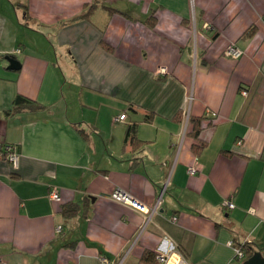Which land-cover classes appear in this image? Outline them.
Here are the masks:
<instances>
[{
	"label": "crops",
	"instance_id": "0c3cea01",
	"mask_svg": "<svg viewBox=\"0 0 264 264\" xmlns=\"http://www.w3.org/2000/svg\"><path fill=\"white\" fill-rule=\"evenodd\" d=\"M17 95L42 108L5 114ZM0 143L6 264H238L264 247V0H0ZM115 188L161 197L145 220Z\"/></svg>",
	"mask_w": 264,
	"mask_h": 264
},
{
	"label": "built area",
	"instance_id": "2783aa9c",
	"mask_svg": "<svg viewBox=\"0 0 264 264\" xmlns=\"http://www.w3.org/2000/svg\"><path fill=\"white\" fill-rule=\"evenodd\" d=\"M224 55L229 56L231 58H238L241 56L242 51L234 46V44L230 43L228 44L224 51ZM165 69H162V71ZM242 94H246V91H242ZM125 118V114L122 113L118 117L115 118V120H123ZM5 154V157L10 161L13 165H16L18 156L13 151V148L10 144H5L3 147L0 143V153L2 152ZM193 169H190V172H192ZM49 197L54 201H59L60 197L58 195V192L53 188L51 189L49 193ZM109 198L115 202L123 203L128 205L131 209L136 211L137 213L144 216L145 220H148L150 216L155 212L157 208V204L159 203L160 199H157L156 204L148 207L146 204L138 200L137 198L133 197L131 194H129L126 191H123L122 189L115 188L113 189L110 194ZM61 229L60 225L56 226V231H59ZM242 252L235 248V257L238 259L242 258ZM156 258L159 261L160 264H191L187 261L184 255L180 253L177 250H171V251H164V252H158L156 254ZM0 264H6L5 261L0 260Z\"/></svg>",
	"mask_w": 264,
	"mask_h": 264
},
{
	"label": "trees",
	"instance_id": "16d2710c",
	"mask_svg": "<svg viewBox=\"0 0 264 264\" xmlns=\"http://www.w3.org/2000/svg\"><path fill=\"white\" fill-rule=\"evenodd\" d=\"M253 30H254L253 26L249 27L248 29H246L244 31L242 36H244V37L250 36L253 33ZM211 37L212 38L216 37L215 32H213ZM41 108H42V105H40L37 101H34L32 99H29V98L21 96V95H17L13 99L10 109L5 110L4 113L8 115V114H10L12 112H17V111L22 110V109H28V110H32L33 111V110H38V109H41ZM146 117L149 118L148 116H146ZM175 117L180 120L181 114L178 113V114H176ZM202 118L203 117H190L189 118V121L192 124L191 133H192L194 138L198 137L199 131L201 129L200 122H201ZM127 143H129L131 145L132 149L137 148L138 145L141 143V141L138 139V137L136 135V123L129 124L127 126L126 130H125L124 144H127ZM5 144L6 143H1V146L3 147V145H5ZM203 145H204L203 143H200V145L194 144L193 145L194 152L198 153ZM1 151H2V148H1ZM1 154L5 155L3 153V151L0 153V155ZM77 209H78V204L77 203H75V202H67V203H63L61 205V210L60 211H61L62 216L67 218V217L73 216L77 212ZM59 231H57V232H59ZM232 244H233L234 248H236V249H238V250H240L242 252V254H243L242 258H240V259L237 258L238 260H241V261L243 259L251 256L254 253V251H259V250L254 249L252 246H250L249 244L244 243V242L243 243L237 242V243H232ZM259 249L263 252L264 247L259 248ZM143 258L145 260H150V259L154 260L155 259V261H157V264H160L159 261L156 258V253L153 254V253H150V252H146V253H144Z\"/></svg>",
	"mask_w": 264,
	"mask_h": 264
},
{
	"label": "water",
	"instance_id": "95a60500",
	"mask_svg": "<svg viewBox=\"0 0 264 264\" xmlns=\"http://www.w3.org/2000/svg\"><path fill=\"white\" fill-rule=\"evenodd\" d=\"M6 59L9 62L8 68L16 69L19 67V62L13 57H7ZM160 197L158 199H160ZM240 264H264V256L260 251H254L251 256L243 259Z\"/></svg>",
	"mask_w": 264,
	"mask_h": 264
},
{
	"label": "rangeland",
	"instance_id": "374dc122",
	"mask_svg": "<svg viewBox=\"0 0 264 264\" xmlns=\"http://www.w3.org/2000/svg\"><path fill=\"white\" fill-rule=\"evenodd\" d=\"M238 262H239L238 264H240L241 260H240V261H238Z\"/></svg>",
	"mask_w": 264,
	"mask_h": 264
}]
</instances>
